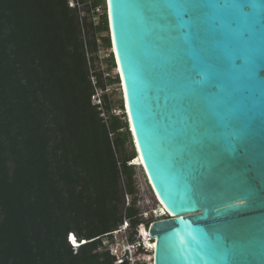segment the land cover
Returning <instances> with one entry per match:
<instances>
[{"label": "water", "instance_id": "95a60500", "mask_svg": "<svg viewBox=\"0 0 264 264\" xmlns=\"http://www.w3.org/2000/svg\"><path fill=\"white\" fill-rule=\"evenodd\" d=\"M152 264H264V0H104Z\"/></svg>", "mask_w": 264, "mask_h": 264}, {"label": "trees", "instance_id": "16d2710c", "mask_svg": "<svg viewBox=\"0 0 264 264\" xmlns=\"http://www.w3.org/2000/svg\"><path fill=\"white\" fill-rule=\"evenodd\" d=\"M68 1L0 0V264H114L105 235L141 222L127 121L91 103V70L119 83L97 71L107 15L81 25Z\"/></svg>", "mask_w": 264, "mask_h": 264}, {"label": "built area", "instance_id": "2783aa9c", "mask_svg": "<svg viewBox=\"0 0 264 264\" xmlns=\"http://www.w3.org/2000/svg\"><path fill=\"white\" fill-rule=\"evenodd\" d=\"M83 1L84 3H81V0H69L68 6L72 9L77 10L81 25L83 24V19L85 17H87L88 20H90L94 25H97L101 17L106 15L105 1L98 6L93 5L91 0H83ZM85 8H87V10ZM101 36L109 38L108 32L102 33ZM98 43L100 42L98 41ZM100 53H102L101 56ZM110 54H112L111 48L109 49L99 48L98 51L99 64L97 65V67L99 68L97 69V71H100L102 73V78L104 80H106L107 78L115 79L116 77H118V72L116 67L112 68L110 71H107V64L104 62V60L109 58ZM102 63L105 64V69H101L100 64L102 65ZM113 71H115V75L104 76L105 73L109 74L110 72ZM90 74H91L90 81L92 86L94 87V93L91 96V103L93 106L97 108V110L100 112V116L103 118L104 122H106L108 120V116L104 109L103 97L104 95H107L108 97L110 96L108 88H110L111 86H117L121 93V84L120 81L119 83H113V84L106 83L105 88L102 89L97 86V79L94 76L93 70L90 71ZM120 100L122 101V94ZM122 106H123V102H122ZM110 114L121 117L122 119L126 120L124 106L123 108H121V105H118L115 108L111 107ZM124 115L125 117L123 118L122 116ZM136 159L137 156L134 159H132L129 164L135 167L136 166L141 167L137 163H135ZM123 198H124V208L129 207L131 204V197L127 193H124ZM139 202L140 201L137 199L136 202L137 208ZM157 205H158L157 208L153 209L150 213L147 214L143 212L138 213V218L140 219L141 222L136 226V228L131 229L129 221L126 218H124L121 225L116 230L105 235L103 241L104 251H108L109 254L114 258V264H152L154 240L148 237V230L150 227V223L159 219H163L167 216V212L159 203V201ZM68 241L71 246L73 245V250L75 253L77 249L76 246L79 244L76 242L72 234L69 235ZM84 242L85 241H81V243Z\"/></svg>", "mask_w": 264, "mask_h": 264}, {"label": "rangeland", "instance_id": "374dc122", "mask_svg": "<svg viewBox=\"0 0 264 264\" xmlns=\"http://www.w3.org/2000/svg\"><path fill=\"white\" fill-rule=\"evenodd\" d=\"M102 53H100V56ZM99 64V63H98ZM101 69H105V64H100ZM107 75H115V71L110 72L109 74H104V76ZM109 91V100L111 101L112 108H115L119 105V100L121 98V93L117 86H111L108 88ZM133 147L127 146V151H130ZM137 163V162H135ZM135 185H136V197L140 201L138 204L139 212L143 213H150L153 209L157 208V199L152 192L151 188L148 185V182L146 180V177L144 175V171L141 167L136 166L135 167Z\"/></svg>", "mask_w": 264, "mask_h": 264}, {"label": "bare ground", "instance_id": "6f19581e", "mask_svg": "<svg viewBox=\"0 0 264 264\" xmlns=\"http://www.w3.org/2000/svg\"><path fill=\"white\" fill-rule=\"evenodd\" d=\"M118 72H119V71H118ZM136 162H137V164H138L139 166L142 165L141 162H140L139 156L137 157ZM157 202H158V201H157Z\"/></svg>", "mask_w": 264, "mask_h": 264}]
</instances>
